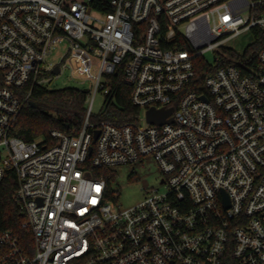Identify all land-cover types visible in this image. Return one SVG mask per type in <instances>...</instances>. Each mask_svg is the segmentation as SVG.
I'll return each instance as SVG.
<instances>
[{
	"label": "built area",
	"instance_id": "2783aa9c",
	"mask_svg": "<svg viewBox=\"0 0 264 264\" xmlns=\"http://www.w3.org/2000/svg\"><path fill=\"white\" fill-rule=\"evenodd\" d=\"M254 30L264 0H0V183L15 175L23 216L19 232L0 230V264H264V47L225 46ZM63 46L94 85L85 121L52 145L25 142L17 120L61 73L47 60ZM117 71L141 112L93 123ZM152 108H173L172 122L150 124ZM147 157L164 191L124 209L116 179L94 173Z\"/></svg>",
	"mask_w": 264,
	"mask_h": 264
},
{
	"label": "trees",
	"instance_id": "16d2710c",
	"mask_svg": "<svg viewBox=\"0 0 264 264\" xmlns=\"http://www.w3.org/2000/svg\"><path fill=\"white\" fill-rule=\"evenodd\" d=\"M254 35L255 42L245 53L246 56L252 54L256 57L264 47V32L254 30ZM210 73L211 69H208L206 65L197 68L200 91L205 77ZM111 80V91L105 96L101 114L90 118L93 123L102 120L126 123L136 119L141 112L131 102V89L125 84L121 71L115 72ZM88 97V91L77 88L50 91L42 86L36 87L17 120L13 136L25 142L44 139L52 145L54 144L51 139L52 131L59 130L69 134L74 130L80 131L87 113ZM93 155L88 158V162ZM94 176L96 178L104 176L110 186V182L114 181L117 175L110 169L99 170L98 168ZM16 188V177L12 173L0 183V230L20 231L23 216L20 215V210L13 201Z\"/></svg>",
	"mask_w": 264,
	"mask_h": 264
},
{
	"label": "rangeland",
	"instance_id": "374dc122",
	"mask_svg": "<svg viewBox=\"0 0 264 264\" xmlns=\"http://www.w3.org/2000/svg\"><path fill=\"white\" fill-rule=\"evenodd\" d=\"M93 16L99 17L97 13ZM255 42L254 33L252 31L245 32L229 42L226 47L232 49L240 55L247 52ZM66 47L56 49L48 58L47 62L53 65H61V73L58 75L49 73L42 79V87L50 90H60L65 88H77L89 92L91 99L93 95V83L81 76L68 66L70 62L65 57ZM212 58V56H210ZM105 95L98 92L93 102V115L101 114L104 108ZM117 177L114 185L117 190L119 199L117 204L126 209L142 202L148 196V190L159 189L164 191L161 182V172L158 164L152 157L145 158L142 162L134 165L117 166L113 170Z\"/></svg>",
	"mask_w": 264,
	"mask_h": 264
},
{
	"label": "water",
	"instance_id": "95a60500",
	"mask_svg": "<svg viewBox=\"0 0 264 264\" xmlns=\"http://www.w3.org/2000/svg\"><path fill=\"white\" fill-rule=\"evenodd\" d=\"M54 74L58 75L59 74V67H56L54 70ZM205 99L204 97H202ZM173 108L171 109H164V110H156L154 108L150 109L147 112V121L150 124L154 125H161L164 124L165 122H172V118H169V116L172 114ZM169 118V119H168ZM100 132L95 133V141L98 139ZM93 148H90V153H92Z\"/></svg>",
	"mask_w": 264,
	"mask_h": 264
}]
</instances>
